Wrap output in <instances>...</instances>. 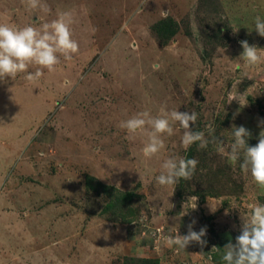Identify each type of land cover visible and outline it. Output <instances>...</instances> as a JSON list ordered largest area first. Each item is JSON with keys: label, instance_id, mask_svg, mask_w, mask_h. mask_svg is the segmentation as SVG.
I'll return each mask as SVG.
<instances>
[{"label": "rangeland", "instance_id": "obj_1", "mask_svg": "<svg viewBox=\"0 0 264 264\" xmlns=\"http://www.w3.org/2000/svg\"><path fill=\"white\" fill-rule=\"evenodd\" d=\"M42 3L47 13L0 0V22L39 27L71 12L79 51L36 83L26 74L0 81V264H223V248L235 244L249 206L264 204V189L211 142L185 150L178 122L151 159L141 154L143 138L129 139L119 124L144 110L194 111L193 131L222 140L226 152L234 126L248 129L255 146L264 129V59L246 66L239 42L264 49L254 29L264 0ZM168 19L177 34L165 41L156 26ZM229 92L246 105L229 104ZM192 148V178L159 186L164 160L187 158ZM128 192L131 202L106 210ZM190 224L206 228V246L167 247L165 237L186 235Z\"/></svg>", "mask_w": 264, "mask_h": 264}, {"label": "clouds", "instance_id": "obj_2", "mask_svg": "<svg viewBox=\"0 0 264 264\" xmlns=\"http://www.w3.org/2000/svg\"><path fill=\"white\" fill-rule=\"evenodd\" d=\"M22 3L29 12L49 11L42 0H22ZM73 23L74 17L71 12H59L55 19L43 22L39 27L33 24L19 27L0 22V81L6 78L15 80L19 74H26L24 78L28 82L36 83L43 77L44 69L49 73L56 71L61 63V57L70 60L79 51V44L73 39L71 29ZM254 29L259 36L264 37V19L259 15L255 17ZM239 43L243 48L240 57L245 61L246 66L251 67L261 63L264 59V49L249 45L247 40ZM30 67H35V71L29 72ZM153 68L158 70L159 65H154ZM233 100H238L242 107L246 105L239 97L229 92L228 103ZM196 121L197 113L194 111L169 112L162 107L156 116H153L149 110L137 112L130 118L122 120L119 127L126 130L129 139L142 137L141 154L145 159H151L158 156L165 148L164 136L174 135L173 124L178 122L183 129L181 144L185 150L197 143L200 149H204L211 142L216 145V151L226 155L231 164L235 165L240 161V168L245 173H250L253 182L264 189V129L259 133L258 143L249 146L247 139L251 136L250 131L244 126H234V142L226 152L222 140L213 137L209 141L203 131H193L191 125ZM212 131L209 127V133ZM197 164L198 161L194 158L169 157L161 164V172L155 177L156 183L161 187H170L176 185L181 178L190 180ZM249 207L250 212L242 215L241 233L236 237L235 244L229 242L223 248L224 252L221 256L223 264H264V204L257 203ZM195 208L196 205L192 207ZM205 235L206 228H201L197 232L192 230L190 224L186 235L177 232L174 237H165V243L167 247H176L178 250H185L193 242L204 247L207 244L203 239Z\"/></svg>", "mask_w": 264, "mask_h": 264}, {"label": "trees", "instance_id": "obj_3", "mask_svg": "<svg viewBox=\"0 0 264 264\" xmlns=\"http://www.w3.org/2000/svg\"><path fill=\"white\" fill-rule=\"evenodd\" d=\"M156 30L158 31L160 36H162L164 38L165 41L173 38L177 34V27H176L175 22L172 19H168V20L162 21L160 24H158L156 26ZM193 151H194L193 148L189 150L187 158H189V159L192 158ZM89 180L90 179L87 180V185H89ZM103 188L106 191L115 190V187H113V186H109V187H104L103 186ZM134 196L135 195L133 193H130V192L123 193L120 196H115V199H112L110 201V203H109L108 207L106 208V210L109 209V208L115 207L114 204H117L116 202H118L119 204H121V203L126 204L127 202H131L132 199L134 198ZM216 259H217V261L219 260L217 257H216ZM129 262H130V264H135V263L141 264V263H144L143 261H138L137 259L136 260H131L130 259V260H128L127 263L129 264ZM144 264H150V262L147 261ZM151 264H158V262H151Z\"/></svg>", "mask_w": 264, "mask_h": 264}]
</instances>
